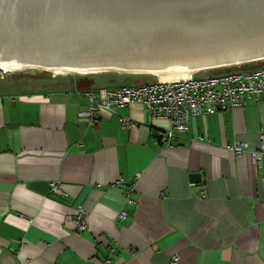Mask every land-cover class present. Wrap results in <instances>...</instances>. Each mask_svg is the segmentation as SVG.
I'll return each mask as SVG.
<instances>
[{
    "label": "crops",
    "instance_id": "1",
    "mask_svg": "<svg viewBox=\"0 0 264 264\" xmlns=\"http://www.w3.org/2000/svg\"><path fill=\"white\" fill-rule=\"evenodd\" d=\"M88 102L86 89L0 95V264H106L113 249L121 264H264V158L258 173L229 148L259 145L264 98L194 116L171 144L142 103L119 109L139 122L125 129L107 110L81 118Z\"/></svg>",
    "mask_w": 264,
    "mask_h": 264
},
{
    "label": "water",
    "instance_id": "2",
    "mask_svg": "<svg viewBox=\"0 0 264 264\" xmlns=\"http://www.w3.org/2000/svg\"><path fill=\"white\" fill-rule=\"evenodd\" d=\"M261 67L264 0H0V95Z\"/></svg>",
    "mask_w": 264,
    "mask_h": 264
},
{
    "label": "built area",
    "instance_id": "3",
    "mask_svg": "<svg viewBox=\"0 0 264 264\" xmlns=\"http://www.w3.org/2000/svg\"><path fill=\"white\" fill-rule=\"evenodd\" d=\"M86 94L89 102L79 115L91 125H97L103 110L117 115L121 126L125 129L139 125L136 120L119 113V109L133 103H142L152 119L167 120L169 126L155 125L154 139L158 143L171 144L172 139L190 128L191 119L197 115H207L223 112L228 109L242 107L248 101L258 102L264 98V67L239 73L197 78L173 82L88 88ZM237 156L244 153L251 154V161L258 173H262L264 158V133L260 134L259 145L249 148L247 144L236 142L229 145ZM138 177V174L135 178ZM264 185V174H263ZM56 193H62L56 182L51 183ZM204 195V191L201 192ZM129 203L134 202L130 197ZM121 219L126 218V212L120 211ZM73 222L78 231L88 228L87 212L83 205L76 208ZM115 261L107 260L106 264H121L116 249L111 251ZM172 264H178L175 256Z\"/></svg>",
    "mask_w": 264,
    "mask_h": 264
},
{
    "label": "trees",
    "instance_id": "4",
    "mask_svg": "<svg viewBox=\"0 0 264 264\" xmlns=\"http://www.w3.org/2000/svg\"><path fill=\"white\" fill-rule=\"evenodd\" d=\"M233 68H223L220 71H229L232 70ZM106 86H119V85H127L130 84L129 81H117V82H109V83H105Z\"/></svg>",
    "mask_w": 264,
    "mask_h": 264
},
{
    "label": "flooded vegetation",
    "instance_id": "5",
    "mask_svg": "<svg viewBox=\"0 0 264 264\" xmlns=\"http://www.w3.org/2000/svg\"><path fill=\"white\" fill-rule=\"evenodd\" d=\"M86 79H88V78H86ZM94 85V84H93Z\"/></svg>",
    "mask_w": 264,
    "mask_h": 264
}]
</instances>
